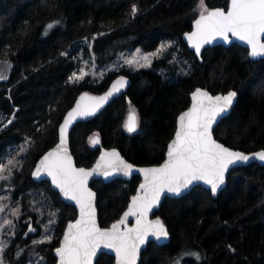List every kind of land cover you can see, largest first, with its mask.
I'll return each instance as SVG.
<instances>
[{
  "label": "trees",
  "instance_id": "trees-1",
  "mask_svg": "<svg viewBox=\"0 0 264 264\" xmlns=\"http://www.w3.org/2000/svg\"><path fill=\"white\" fill-rule=\"evenodd\" d=\"M197 5L198 0H0V65H10L7 79L0 80V160L22 165L0 182V197L6 198L0 223H13L3 227L6 264H56L54 250L77 211L32 172L58 143L61 122L85 92L101 95L117 78L129 80L96 117L73 127L70 146L81 167H92L102 148L118 149L137 166L161 164L177 118L199 87L238 93L231 114L214 131L218 141L244 152L264 149V60L252 61L247 49L233 44L207 48L201 62L185 43L199 19ZM205 5L226 8L228 0ZM167 44L172 46L150 68L121 64L100 79L69 80L93 58L95 68L104 70L137 48L155 51ZM130 109L137 115L135 132L124 127ZM140 183L134 176L91 184L102 227L120 218ZM17 208L18 217L11 214ZM155 216L171 239L163 246L149 243L140 264H173L182 253H199L200 259L184 255L180 264H264V167L234 169L217 198L202 186L181 198L167 197ZM47 236L50 242L33 243ZM96 264H114V258L102 253Z\"/></svg>",
  "mask_w": 264,
  "mask_h": 264
},
{
  "label": "snow or ice",
  "instance_id": "snow-or-ice-1",
  "mask_svg": "<svg viewBox=\"0 0 264 264\" xmlns=\"http://www.w3.org/2000/svg\"><path fill=\"white\" fill-rule=\"evenodd\" d=\"M197 7L199 15V19L195 21L197 30L187 38L192 42L198 56L204 44L210 43L217 36L227 41L229 33L250 46L251 56H264V41H262V37H264V0H230L227 12L222 8L210 10L205 5V0H198ZM137 11V7L133 5V17ZM47 27L51 29L53 24H49ZM171 46V44L161 45L160 49L151 55L157 56L159 52ZM61 55H67V53H61ZM137 55H139V51ZM125 63L138 68L151 66L148 55L139 56V59L132 57ZM87 75L89 73L81 68L79 73L73 72L69 80L70 82H79ZM91 75H97L95 70ZM99 75L102 77L103 72H100ZM4 79L7 77L0 74V80ZM126 84L127 80L123 77L119 78L105 96L93 98L98 101L94 107L82 108L77 103L76 107L68 113L64 123L59 126V144L40 160L35 170L34 175L37 178H40L42 173L50 176L60 192L67 199L74 200L80 207V219L74 224H68V231L64 235L61 245L55 250L59 257V264H92V257L101 243L116 252L120 264H135L140 246L145 243L148 235L155 237L156 240L168 238V231L159 218L151 222L147 221V213L153 207H159L160 197L165 191L179 196L193 182L203 181L210 186L211 194L215 196L225 182V173L230 165H235L238 162L246 163L253 158L264 162V151L246 155L242 152L231 151L213 138V124L218 116L227 113L237 93L230 91L226 95L213 97L207 91L198 88L192 94L194 101L192 107L178 118V130L175 133V139L168 146L167 161L159 168L137 169V171H142L145 177V183L140 185L143 195L134 196L131 205L122 217L110 228L101 229L95 219L93 205L95 193L87 188L88 177L96 172L101 165L97 164L96 168L91 171L74 167L66 150V133L70 121L75 115H94L96 109L108 97ZM80 99L83 100L84 96ZM13 119H15L14 113L12 119H8L5 126L11 124ZM124 127L129 132L136 131L135 109H130ZM97 142V138L93 137L91 143ZM109 155L119 161V166L110 163L109 170L99 174L107 176L111 174V169H116L123 172L124 175H130L133 168L131 164L124 163L115 151ZM20 166L22 165L18 160L10 158L6 163L0 160V182L8 181L13 174V169H18ZM4 199L6 198L0 197V213L5 211ZM11 214L18 217L19 208ZM129 216L136 217V227L127 228L122 232L121 225L126 227ZM4 226L13 227V223L11 220H4L0 223V232ZM28 231L32 232L35 229L29 227ZM46 240L50 242L51 236L33 243L43 244ZM4 248L5 242L0 240V264H4ZM229 248L233 252L235 251L231 245ZM184 255H193L197 260L200 259L199 253H182L173 264H180V259Z\"/></svg>",
  "mask_w": 264,
  "mask_h": 264
},
{
  "label": "water",
  "instance_id": "water-1",
  "mask_svg": "<svg viewBox=\"0 0 264 264\" xmlns=\"http://www.w3.org/2000/svg\"><path fill=\"white\" fill-rule=\"evenodd\" d=\"M229 7H230V0H228V6H227L226 8H224V7H217V8H222L225 12H227L228 9H229ZM217 8H214V9H217ZM214 9H211V10H214ZM196 30H197V29H196V24H195V25L193 26L192 31H191V32L185 37V43H186L187 47H188L191 51H194L195 54H196V50H195V48L192 46V42H190V41L188 40L187 37H188L190 34H192L193 32H196ZM262 41H264V37H262ZM233 44H238L239 46H241V47L247 49L248 52H249V57H250V59H251L252 61H260V60H264V56H257V57H253V56H251V54H250V53H251V48H250V46H249L248 44H246L245 42H243V41L237 39L236 37L232 36L231 33L228 34V40H227V41L221 39L219 36L213 38L212 41H211L210 43H206V44H204V45L201 47V50H200V54H199V56H198L197 54H196V56H197V58H199V60H200L201 62H203V61H202V55H203L204 50H206L207 48H214V47H217V46L230 47V46H232ZM122 77H123V76H122ZM119 78H121V77H119ZM119 78H117V79L112 83V85H113V84H114ZM123 78H124L125 80H127V84H126L124 87L120 88L119 91L114 92V93L112 94V96L108 97V99H107L105 102H103V103H102V104L96 109L94 115H75L74 118L70 121V124H69V126H68V128H67V133H66V150H67L68 155L71 157V160H72V163H73V166H74V167H76V168H84V169H86V170L91 171L92 169H95V168H96L97 164H100V165H101V167H100L99 169H97L96 172H93V174H92L90 177H88V180H87V188H88L89 190H91L92 192L95 193V199H94V201H93V205H94V208H95V219H96V223H97L98 227H100L101 229L110 228L111 225H112L113 223L117 222V221L122 217L123 214L120 216V218H119L118 220H116L115 222H113L109 227H102V226L100 225V222H99V215H98V209H97V201H98L97 192L91 187V184H92L95 180H102V181H103L104 183H106V184H108V183H110V182H112V181H114V180H118V179H119V180H123V181H131L132 178H133L134 176H139L140 179H141V183H140V185H141V184L145 183V177H144V173H143L142 171H137V169L159 168V167H161V166L167 161V159H168V155H167V153H168V149H167V152H166V158H165V160H164L161 164H159V165H153V166H137V165H135V164L129 162V161H128V160H127V159L121 154V152H120L118 149H116V148H110V149H108V148H102L101 151H100V153H99V155H98V157H97V159H96V161H95V163H94V165H93L92 167H90V168H85V167H81V166H78V165H77L76 160H75V158H74V156H73V154H72V151H71V146H70V133H71L73 127L75 126V124H76L77 122H80V121H88V120L93 119L94 117H96V116H97V115H98V114H99V113H100V112H101V111H102V110H103V109H104V108H105V107L111 102V100H112L115 96L121 94L124 90H126V89L128 88V86H129V80H128L126 77H123ZM112 85H111V87L109 88V90H108L107 92H105V93H103V94H101V95H93V94L88 93V92H85V93L81 94V95L79 96V98L77 99L75 105H74V106H73V107L67 112V114L65 115V117H64V119H63V121L61 122L60 125H62V124L64 123V120H65V118H67L68 113L71 112V111L76 107L77 103H79V104L82 106V108H91V107L96 106L97 103H98V101H97L96 99H93V98H99V97L105 96L106 93H108V92L111 90ZM197 89H198V88H197ZM199 89L204 90V91H207L208 94H209L210 96H213V97H215V96H217V95H221V96H222V95H226V94L228 93V92H227V93L213 94V93H211L207 88L199 87ZM195 90H196V89H195ZM195 90L191 93V96H190V100H191V102H190V106H189L186 110H184L183 112H181V113L179 114V116H180L181 114H183L184 112L188 111V110L192 107V105H193V103H194V101H193V99H192V94L195 92ZM231 91H234V90H231ZM229 92H230V91H229ZM235 92H236V91H235ZM236 93H237V92H236ZM85 94H87V95H85ZM82 96H84V99H83V100L80 99ZM201 99H202V98H201ZM197 102H198V101H197ZM204 102L207 103V101H204ZM237 102H238V93H237V96L235 97V99L233 100V103H232L231 107L228 109L227 113H226V114H221L220 116H218L217 119H216V122H215V123L213 124V126H212V135H213V138H214L218 143L223 144L222 142L218 141V140L215 138L214 131H215L216 127L220 124V122H221L223 119L227 118V117L231 114V112H232V110L234 109V107L236 106ZM179 116H178V118H179ZM178 118H177V127H176V131L178 130ZM127 120H128V119H127ZM136 129H137V128H136ZM176 131H175V133H176ZM173 139H175V134H174L173 138L170 140V142L168 143V146H169V144L172 142ZM59 142H60V136H59V140H58V143H57V144H59ZM57 144H56L55 146H53L51 149H49V150H48V151H47V152H46V153H45V154H44V155H43V156L37 161V163H36V165H35V167H34V169H33V172H32V177H33V179H34L36 182H43V181H47V182H49V183L51 184L53 190H54L56 193H58V194L60 195L62 201H63L64 203L68 204V205L73 206V207L76 209V211H77V218H76L75 220L70 221V222L68 223V224H70V223L74 224L77 220L80 219V207H79V205H77L76 202H75L74 200H69V199H67V198L63 195V193H61L60 190L55 186V184H53V182H52V178H51L50 176H47L46 174L42 173L41 176H40V178H37V177L34 175L35 170H36L37 166L39 165L40 160H41V159H42V158H43L48 152L53 151V150L56 148ZM223 145H224L226 148H229L231 151L242 152V153H244V154H246V155H251V154L256 153V152L264 151V149H261V150H257V151H253V152H244V151H241V150H237V149L230 148V147L226 146L225 144H223ZM113 151H115V152H117V153L119 154L120 159H122V160L124 161V163H126V164H131V165L133 166L130 175H124L123 172H121V171H119V170H116V169H111V174H110V175H107V176H105V175H103V174H99V173H103V172L106 171V170H109V169H108V165H109L110 163L119 166V161H117L114 157H112L111 155H109V154L112 153ZM102 157H103V159H102ZM251 164H258V165L264 167V162H262V161H260V160H258V159H255V158L250 159V160H249L248 162H246V163H240V162H238V163L235 164V165H230L229 168H228V171L225 173V182H224V184L221 185L220 189L217 191V194H216L215 196H213V195H212V196H213L214 198H217V197L220 195V193L226 188V186H227V181H228V176H229V174H230L231 171H233L234 169H237V168H241V167L249 166V165H251ZM140 185H139V187H138V189H137V192L135 193L134 196H136V195H138V194H139V195H143V191L140 189ZM197 186H202V187H204L205 189H207L208 191L211 192V190H210V186L207 185V184H205L203 181H195V182H193V183H192L187 189H185V190H184L179 196H177V195H175V194H173V193H168V192L165 191V192L161 195V197H160L159 207H158V208H157V207H153L152 210H151L150 212L147 213V221L151 222V221H153V220L159 218V219L163 222V220H162L160 217L155 216L156 212L160 210L163 201H164L167 197H170V198H181V197H183V196H186V195H188V194H189V193H190L195 187H197ZM134 196H133V197H134ZM133 197H132V198H133ZM132 198H131V200H130V202H129V204H128V206H127V208H126L125 211H127L128 207L131 205ZM125 211H124V212H125ZM124 212H123V213H124ZM68 224H67V226H68ZM163 224H164L165 228H166L167 231H168V228H167V226L165 225L164 222H163ZM67 226H66V228H65V230H64V233H63L62 239H61V241H60V245H61V243H62V241H63V237H64V235H65V234L67 233V231H68V227H67ZM135 227H136V217H135V216H129V217H128V220H127V222H126V227H125L124 225H121L120 230L123 232V231H126L127 228H135ZM168 234H169V235H168V238H167L166 240H164V239L156 240L155 237H153V236H151V235H148V237L146 238L145 243H144L143 245L140 246L139 255H138V258L136 259L135 264H140L142 254H143V252L146 250V248H147V246H148L149 243H152V242H153V243H156V244L159 245V246H163V245L168 244V243L170 242V239H171V236H170L169 231H168ZM60 245H59V246H60ZM59 246H58V247H59ZM55 250H56V249H55ZM55 250H54V256H55V258H56V264H59V257L56 255V251H55ZM102 253H105V254H108V255L112 256V257L114 258V264H120V259L117 257L116 252H115L112 248H107V247H105L103 243L100 244V246H99V247L97 248V250H96L95 255L92 257V264H96V262H97L99 256H100Z\"/></svg>",
  "mask_w": 264,
  "mask_h": 264
},
{
  "label": "rangeland",
  "instance_id": "rangeland-1",
  "mask_svg": "<svg viewBox=\"0 0 264 264\" xmlns=\"http://www.w3.org/2000/svg\"><path fill=\"white\" fill-rule=\"evenodd\" d=\"M159 49H160V47H159ZM138 51H139V55H137V52H138ZM157 51H158V49L155 50V51H143L141 48H137V49H135L134 52L132 53L131 57L120 56V58H119V60H118L117 62H115V63L109 65V66L106 67L104 70L96 69V68H95V64H93V63L90 65V67L82 66L81 68H84V70H85L86 72L89 73V75H87V76H93V75H91V73L93 72V70H95V72L97 73V75H95V76H93V77H95L96 79H100V78L103 77V76L101 77V76L99 75L100 72H103V75H104V73L107 72V71H109V70L117 69L121 64H127V63H125V61H126L127 59H131L132 57H137V59H139V56L148 55L149 58H150V60H151V66H150V67H152V66H153V62H154L157 58H159V57L162 55V53H163V51H162V52H159L157 56H152V55H151L152 53H156ZM127 65H128V64H127ZM9 67H10L9 64H2V65H0V74H2V75L5 76L6 73H7V71H8V69H9ZM150 67L138 68V67L135 66V65L130 66V68H132V69H146V68H150ZM81 68H80V69H81ZM78 73H79V72H78ZM85 77H86V76H85ZM2 237H3V230H2V232H0V240L3 241V238H2ZM4 264H6V263L4 262Z\"/></svg>",
  "mask_w": 264,
  "mask_h": 264
}]
</instances>
